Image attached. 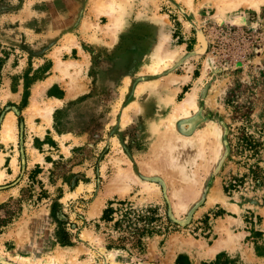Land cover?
Listing matches in <instances>:
<instances>
[{
	"label": "rangeland",
	"instance_id": "1",
	"mask_svg": "<svg viewBox=\"0 0 264 264\" xmlns=\"http://www.w3.org/2000/svg\"><path fill=\"white\" fill-rule=\"evenodd\" d=\"M0 62V264H264V188L224 191L249 170L240 128L264 169V0H0ZM172 134L191 145L175 163ZM120 201L176 225L123 245L100 221Z\"/></svg>",
	"mask_w": 264,
	"mask_h": 264
},
{
	"label": "trees",
	"instance_id": "2",
	"mask_svg": "<svg viewBox=\"0 0 264 264\" xmlns=\"http://www.w3.org/2000/svg\"><path fill=\"white\" fill-rule=\"evenodd\" d=\"M26 88L28 89V87ZM50 143L52 145L54 144V142L51 140ZM237 147L238 149H241V152L243 153L249 152L250 158L248 159V162H246V165L249 166V170L248 173L244 174L241 178H233L229 184L224 186V191L226 193L236 191L239 187L245 184L246 179H250L252 182H254L255 187L264 188V169L260 166L259 161L261 158V151L263 149L262 144L255 141L254 136L245 132L244 128H240ZM251 161H254V163H249ZM56 166V168H58V165ZM39 172L40 169L37 167V169L32 171L30 174L29 179L32 183L30 185L31 189L34 187L35 183H38L36 182V175ZM52 173L53 175L55 174L54 171ZM62 177L64 178L65 182L69 184L71 183L69 178H65V176ZM27 192H30V190H27ZM41 194L43 196L47 195L44 190H42ZM114 204V202H110L108 204V206L103 211L100 221L105 223L114 222L115 228L123 233L122 237L120 238V243H123V245L129 242L132 244L133 248H143L146 237L168 234L171 232L170 228L176 225L172 222L168 215L162 216L157 208L136 209L127 201L118 202L116 207ZM60 207V204L54 203L51 214L54 222L58 224L55 234L56 239L62 246H71L72 234L67 231L65 225L66 223L63 220H60L58 217V209ZM5 224H7L6 220L0 222L1 226H4ZM256 251L259 256L264 255V253L260 252V248L257 247ZM176 264L192 263L188 256L179 255L176 260ZM210 264H237V261L230 260L225 254L220 253L216 256L215 261Z\"/></svg>",
	"mask_w": 264,
	"mask_h": 264
},
{
	"label": "bare ground",
	"instance_id": "3",
	"mask_svg": "<svg viewBox=\"0 0 264 264\" xmlns=\"http://www.w3.org/2000/svg\"><path fill=\"white\" fill-rule=\"evenodd\" d=\"M106 3H107L106 7H107L108 13L109 14L113 13L115 11V9H114L112 2L106 1ZM97 12H100L99 9H97ZM200 38H202V37H200ZM201 42H203V40H201ZM162 61H163V59L161 58V56H157L156 62H162ZM194 109H196V97H195L194 93H189L186 95V97L182 101H180L177 104V106L174 109V115H175V117L180 116V115H184V114L192 112ZM52 111L53 110H52L51 106H48L46 109H44L45 119L47 120V122L51 121ZM14 123H15V121H14L13 116L7 118V121H5V124L2 128V131H1V141L2 142L8 143L11 139L13 140V138L15 137V125H14ZM171 138H172V140L168 141V139H167L165 143H167L166 149L168 150V154H170V156L173 157V158H170V160L172 159V161L175 163L178 156L183 154L181 152H184V153L187 152L190 147L188 146V144H189L188 142H187L188 144L186 143L187 145H185V142H183L181 140V138H178L175 134H172ZM193 143H196V142H193ZM193 143H192V146H193V150H194L195 149L194 146H196V145H193ZM191 149H192V147H191ZM194 151H195L194 154L196 155L197 154L196 150H194ZM186 154L187 153H185L184 155H186ZM190 156H192V154H190ZM185 160H187V159H185ZM189 160L192 161V159H190V158H189ZM183 204L184 203H178L177 206L182 207ZM50 258H51L50 261H53V262H55L57 260V258H55L53 256Z\"/></svg>",
	"mask_w": 264,
	"mask_h": 264
},
{
	"label": "crops",
	"instance_id": "4",
	"mask_svg": "<svg viewBox=\"0 0 264 264\" xmlns=\"http://www.w3.org/2000/svg\"><path fill=\"white\" fill-rule=\"evenodd\" d=\"M215 254V253H214Z\"/></svg>",
	"mask_w": 264,
	"mask_h": 264
}]
</instances>
